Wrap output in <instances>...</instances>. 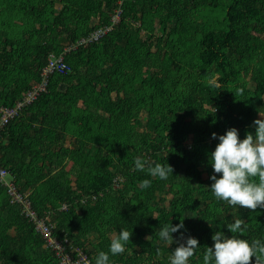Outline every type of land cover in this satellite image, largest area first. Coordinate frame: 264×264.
I'll return each instance as SVG.
<instances>
[{
	"label": "trees",
	"instance_id": "1",
	"mask_svg": "<svg viewBox=\"0 0 264 264\" xmlns=\"http://www.w3.org/2000/svg\"><path fill=\"white\" fill-rule=\"evenodd\" d=\"M51 54H65L70 71L2 130L0 167L58 238L95 260L126 227L114 264H170L177 243L159 228L183 219L173 236L198 238L190 261L203 264L214 232L230 234L235 218L247 224L236 235L264 237V208L230 205L208 187L211 134L235 126L243 138L264 119V0H0V108L41 81ZM138 154L173 174L136 169ZM0 264H59L1 181Z\"/></svg>",
	"mask_w": 264,
	"mask_h": 264
},
{
	"label": "clouds",
	"instance_id": "2",
	"mask_svg": "<svg viewBox=\"0 0 264 264\" xmlns=\"http://www.w3.org/2000/svg\"><path fill=\"white\" fill-rule=\"evenodd\" d=\"M83 40L74 45L81 46L79 43ZM252 126L255 131H247L243 138L235 126L229 127L223 134L216 132L211 134L218 143L209 154L213 172L210 175L212 183L208 187L218 199L230 205L255 210L258 207L264 208V119L254 120ZM134 167L140 170L148 167L152 177L162 180L173 174V168L168 162H149L142 154L134 158ZM151 184L152 180L149 178L140 181L142 188H148ZM225 227L230 234L224 230L214 232L212 236L214 244L207 246L203 264H252L253 257L254 264H264V237L247 239L242 235H236L243 233L247 228L243 217L235 218ZM184 228L183 219L176 224L165 223L159 228V237L164 242L177 243L169 256L170 264H191L190 257H193L200 247L198 238L194 236L184 237L183 232L180 233V240L173 236V233ZM132 234L128 228H120L111 239L109 250H98L95 264H114L112 257L125 251Z\"/></svg>",
	"mask_w": 264,
	"mask_h": 264
},
{
	"label": "built area",
	"instance_id": "3",
	"mask_svg": "<svg viewBox=\"0 0 264 264\" xmlns=\"http://www.w3.org/2000/svg\"><path fill=\"white\" fill-rule=\"evenodd\" d=\"M119 4H122V2L120 1ZM120 13V9H116L115 13H113L111 19L114 24L119 22ZM111 29L112 27L95 30L89 35L87 39L83 40L79 44L88 45L89 43L97 42L102 39V37L106 35ZM76 48L77 47L73 45L66 48V52ZM64 56L65 54H61L59 56L50 55L48 63L41 71V81L39 83H34L32 88L25 93L23 99L13 108H0V139L2 130L10 123L12 119L19 115L24 107L31 105L42 94L48 92L49 79L53 75H65L70 71V67L66 63ZM8 174L9 172L6 168L0 167V181L7 186L11 203L21 206L22 213L29 219V221L34 224L35 230L45 241V246L58 258L59 264H95L93 257H90L80 248L74 246L72 241H70L67 237H57V225L51 221L50 215L40 217L37 211L33 208L31 200H29V193H20L17 186H15L12 182H7L5 180ZM66 208V206L62 207V209Z\"/></svg>",
	"mask_w": 264,
	"mask_h": 264
},
{
	"label": "rangeland",
	"instance_id": "4",
	"mask_svg": "<svg viewBox=\"0 0 264 264\" xmlns=\"http://www.w3.org/2000/svg\"><path fill=\"white\" fill-rule=\"evenodd\" d=\"M142 36L145 37V34H142ZM153 53H156V48L153 50ZM153 75H158L157 71H154V72H153ZM63 87H64V85H63ZM63 87H62V88H63ZM210 108H211V107H210ZM8 178L10 179V177H8ZM93 249H94V246H93V245H89V246H88V250H93Z\"/></svg>",
	"mask_w": 264,
	"mask_h": 264
}]
</instances>
